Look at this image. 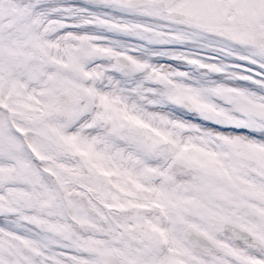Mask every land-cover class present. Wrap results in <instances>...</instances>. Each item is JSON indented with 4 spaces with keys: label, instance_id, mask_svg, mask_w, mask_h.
Masks as SVG:
<instances>
[{
    "label": "snow or ice",
    "instance_id": "1",
    "mask_svg": "<svg viewBox=\"0 0 264 264\" xmlns=\"http://www.w3.org/2000/svg\"><path fill=\"white\" fill-rule=\"evenodd\" d=\"M0 264H264V0H0Z\"/></svg>",
    "mask_w": 264,
    "mask_h": 264
}]
</instances>
